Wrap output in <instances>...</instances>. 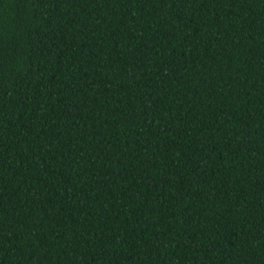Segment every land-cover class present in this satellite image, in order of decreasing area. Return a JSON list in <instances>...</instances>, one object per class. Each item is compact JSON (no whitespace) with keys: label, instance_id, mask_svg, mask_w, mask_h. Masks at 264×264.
<instances>
[{"label":"trees","instance_id":"obj_1","mask_svg":"<svg viewBox=\"0 0 264 264\" xmlns=\"http://www.w3.org/2000/svg\"><path fill=\"white\" fill-rule=\"evenodd\" d=\"M0 264H264V0H0Z\"/></svg>","mask_w":264,"mask_h":264}]
</instances>
